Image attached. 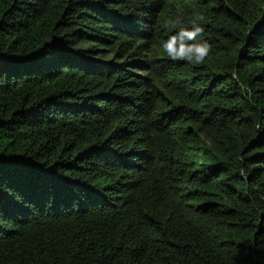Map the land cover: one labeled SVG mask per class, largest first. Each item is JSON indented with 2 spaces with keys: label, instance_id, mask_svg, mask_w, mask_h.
<instances>
[{
  "label": "trees",
  "instance_id": "obj_1",
  "mask_svg": "<svg viewBox=\"0 0 264 264\" xmlns=\"http://www.w3.org/2000/svg\"><path fill=\"white\" fill-rule=\"evenodd\" d=\"M0 264H264V0H0Z\"/></svg>",
  "mask_w": 264,
  "mask_h": 264
},
{
  "label": "clouds",
  "instance_id": "obj_2",
  "mask_svg": "<svg viewBox=\"0 0 264 264\" xmlns=\"http://www.w3.org/2000/svg\"><path fill=\"white\" fill-rule=\"evenodd\" d=\"M204 17L196 13L185 23L176 21L171 27L175 31L168 33L162 38L160 47L172 60H185L189 63H203L209 54L210 44L204 38L202 21ZM177 25L179 27L177 28Z\"/></svg>",
  "mask_w": 264,
  "mask_h": 264
}]
</instances>
